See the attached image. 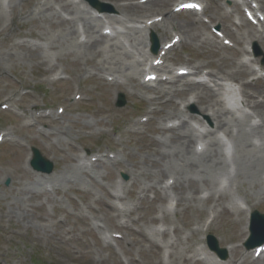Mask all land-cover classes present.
<instances>
[{"label":"rangeland","instance_id":"obj_1","mask_svg":"<svg viewBox=\"0 0 264 264\" xmlns=\"http://www.w3.org/2000/svg\"><path fill=\"white\" fill-rule=\"evenodd\" d=\"M81 1L90 10L100 12L88 0ZM93 2L107 10L112 7L108 1ZM205 2L207 8L200 17L201 20L206 17L210 20L209 25H217L218 21L213 19L216 15L215 1ZM217 4L220 7L216 11L231 13L230 20L227 17L223 19H226L224 25L231 34L230 38L236 43L238 36L243 35L247 28L242 24L241 10L239 13L234 10L232 0H217ZM173 5L175 2L172 1L166 9L170 12L173 23L192 18L193 14L172 12ZM30 9V3H17L14 7L17 22L11 23L8 11L0 18V56H3L1 64L4 67V71L0 73V105L4 102L8 105L6 109L0 107V132H9L7 138L0 143V264H157L156 254L159 248L143 240L139 233L157 232L166 227L154 220L158 214L157 207L164 201L159 199V194L154 198L155 194L149 186L155 184L161 189L162 186L167 189L165 185H170L169 181L173 178L168 176L158 184L151 179L152 176H137L136 185H131L126 172L131 169V162L135 160L139 162L141 169L149 168V171L154 170L155 173L156 169L144 164L142 157L149 153L151 144L162 142L154 140L168 139V133H162L157 128L159 114L148 113L150 109L158 108L156 104L151 105V101H148L154 94L142 88L139 91L134 90V93L124 87L116 89L101 79L90 77L89 71H79L82 67L91 68L83 65L82 61H74L72 55L56 58L52 56L51 49L48 50L52 67L48 63L35 64L43 58H30L29 53L16 43L25 39L30 48L39 47V39L28 36V33L41 30L52 32L60 26L51 27L45 20L26 16ZM64 16L67 15L64 13ZM156 16L164 17L160 12L154 11L144 20ZM209 25H205V30L200 29L202 37L183 41L172 48L166 57L165 66L172 71L189 61L213 65L218 63L224 68L231 66L237 58L240 42L230 48L219 47L210 34ZM77 26L81 29L82 24L78 22ZM116 26L117 31L123 30L121 25ZM148 31L141 33L144 35V42L140 47L152 53L147 42L150 33ZM171 33L161 42L169 40ZM204 37L208 44L202 42ZM49 42L50 39L42 41L43 48L47 49ZM256 45L261 54L256 58L258 62L256 60L252 63L253 67L261 63L264 57L262 44L257 42ZM244 46L248 49L250 47L255 55L253 43ZM31 50L35 51H30V54L40 53L39 49ZM132 50L135 52V48ZM135 55L137 56L136 53ZM249 56L252 58L251 55H245L246 58ZM151 58L149 57V61ZM206 69L209 70L210 67L206 66ZM254 77L243 74L241 78L243 81H251L256 87L264 85V81L256 82ZM119 94H122L121 99ZM175 99L181 101L180 96H175ZM192 106L180 108L187 113L196 114V109ZM38 115H43L44 118L39 119ZM143 115H148L149 120L141 123L140 118ZM200 119L202 121L195 125L198 129L203 130L210 126L206 118ZM171 123L174 120L162 121V125ZM251 123H254V119ZM253 140L260 147L259 150L263 151L264 140ZM231 144L233 146L232 141L229 142L228 149L226 148V154L231 153ZM31 146L37 147L44 157L54 163L51 173H34L31 169L28 164ZM98 154H105L119 164L98 160L96 164L93 162L92 167L87 159ZM80 166L93 179L88 177L89 174L81 175ZM232 173L234 168L230 163L229 168L225 167L220 173L219 187L226 191L229 189L226 183L231 180ZM41 174L44 177L38 183L35 176ZM106 190L117 191L122 199L109 197ZM187 191L189 190H183L184 201L181 199L179 202L180 198L176 193L172 189L168 190V194L177 198L178 202L177 207L169 213V219L173 222L167 225L168 234L163 238L159 235L150 237L159 244L160 249L166 240L175 241L179 238L184 243L190 230L197 229V226H192L195 219L198 216L206 218L201 205H193L186 198ZM205 192L207 193L203 190L199 196L205 195ZM247 192L248 198L254 200L251 211L257 210L264 214L263 195L257 193V190L248 189ZM233 196L232 200L238 208L247 207L244 196ZM171 197H167V205L174 203V200L170 201ZM108 200L122 208L123 214L117 216L111 213L105 206ZM215 209L218 215L207 218V223L212 220L211 227H204L197 236H190L189 241L200 239V244L194 243L191 248H201V251L209 252L206 237L213 235L218 246L227 251V256L221 260L223 264H227L233 258L232 251L228 252V248L236 247L234 249L240 251L243 249V228L248 229L250 213L244 211L237 216L229 212L221 213L220 206ZM239 234L242 235L239 237ZM187 253L188 260L176 264H201L195 260L202 256L194 255L193 252ZM162 261L161 264L169 263L165 256ZM263 263L264 260H246L241 264Z\"/></svg>","mask_w":264,"mask_h":264},{"label":"bare ground","instance_id":"obj_2","mask_svg":"<svg viewBox=\"0 0 264 264\" xmlns=\"http://www.w3.org/2000/svg\"><path fill=\"white\" fill-rule=\"evenodd\" d=\"M104 1L111 3L112 12L105 11L100 12L98 15H92V9L90 10L81 0H0V18L4 17L8 11L11 23L17 22L18 18L14 13V7L17 3H20V5L23 2L30 3L32 9L28 10L26 16L45 20L51 27L60 26V28L53 29L52 32L41 30L36 33H28V36L39 39V47L30 48L25 39L16 43L29 53L30 58H43L35 64L48 63L52 67L50 51L48 50L51 49L53 50L52 56H56V58L72 55L74 61H82L83 65H88L91 68L82 67L79 68V71H89L92 73L90 76L101 79V81L116 87V89L117 87H124L133 92L142 88L154 94V97L148 98V101H151V105L156 104L158 108L150 109L148 113L152 115L153 113L159 114L160 117L156 120L158 122L157 128L162 133H168L166 136L168 139L154 140L162 142L151 144L149 153L142 157L144 164H149L148 167L156 169L155 173H153L154 170L149 171V168L141 169L138 166V161L131 162V169L126 170L131 180L130 183L136 185L135 178L137 176H152L151 179L159 184L169 176L173 178V182L167 188L176 193L180 198L179 202L181 199V201H184L183 190L188 189L186 198L193 205L196 203L199 206L201 205L206 218L198 216L195 219L192 226H197V229L190 230V235L184 243L179 238H176L175 241L166 240L161 249L159 244L150 237L159 235L163 238L168 234L167 232L157 233L153 231L152 233H139V235L143 240H147L151 245L159 248L156 254L157 264L163 263V256L166 257V260H169V263L165 264L183 263L188 260L187 252L202 256V258L195 260L201 264H219L208 251H201V248L196 250L191 248L194 243L200 244V239L190 242L189 238L193 234L197 236L198 232L204 230V227H208V229L211 227L212 220L207 223V218L218 215L215 209L217 206L221 207V213L229 212L237 216L244 211L250 212L254 200L248 198V192L246 193L248 189L257 190V193H261L264 198V148L262 147L263 151H260V147L253 140H264V85L256 87V84L243 81L241 78L243 74L248 75L254 71L251 68V59L241 57V53L247 54L249 51L243 43H253L254 45L256 41V44L257 42L261 43L264 49V37L262 35L264 34V21L260 23V28L248 26L244 34L238 36L236 41L242 43V45L231 66L224 68L218 63L213 65L211 63L189 61L185 66H181V68H187L189 74L177 75L163 64L153 65L151 61L148 65L149 57L155 59V56L140 47L144 42V35L141 33L154 29L159 43L167 38L171 31H174L171 37L178 36L180 43L188 40L192 41L203 36L201 28L206 29L200 18L192 17L179 23H173L171 14L166 9L172 1L176 2L177 0ZM234 5L237 7V2L234 1ZM154 11L160 12L164 17L160 21H153L151 25H146L144 18ZM78 12H81V14H78ZM88 12H90L89 16ZM64 13L67 16H64ZM217 16L221 17L222 14ZM225 17H227L226 14ZM78 22L82 24L81 29L77 26ZM116 24L121 25L123 30L116 31ZM105 28L111 29L112 32L108 34L104 31ZM228 35L231 34L228 32ZM48 39H50V42L47 43V49H45L41 42H46ZM202 42L207 43L205 37ZM134 48L135 52L132 50ZM31 49H39L40 53L30 54V51H35ZM2 59L3 56L1 55L0 73L4 71L1 64ZM147 65L149 66L148 69L145 68ZM206 66L210 69L202 72ZM260 67L262 68L261 65ZM149 73L157 74L156 79L158 80L153 81L155 83L144 80ZM160 73L169 76L161 77ZM190 75L197 78H190ZM228 80L240 82V87H236L234 90H239L242 97L241 99L233 97L231 103L227 101L232 98L228 88L226 90ZM175 96H180L181 101H176ZM181 105L183 107L193 105L192 107L194 110L196 109L197 113H187L182 107L180 108ZM199 115L210 122L209 128L200 130L195 127L201 121ZM42 118L44 116H39V119ZM169 118L174 120V123L170 126L162 125V121L165 119L170 121ZM253 119L256 120L255 123H251ZM134 124L136 125V123ZM3 134L4 137H7L9 132L6 131ZM218 135H223L224 138L232 141L230 158L224 152L221 138ZM201 140L203 141L204 150L197 152L193 145ZM100 159L102 158L97 160ZM87 160L89 161V159ZM102 160L119 164L117 160L106 157ZM230 163L233 165L234 173L230 174L232 175L231 180H227L226 185L229 189L226 191L225 188L219 187L220 173L225 170V167L228 169ZM89 164L94 167L96 163L93 164L89 161ZM80 170L81 175L88 176L89 174L88 177L93 179V176L84 167L80 166ZM35 177L38 178L35 179L36 182L41 183L39 179L44 176L41 174ZM119 187L124 190L122 185H119ZM149 187L157 197L159 194V199L164 201L157 208L160 216H155L154 220L161 219L171 225V222H173L169 219L171 211H168L165 205L169 195L168 191L162 190L160 186L155 184ZM182 188L184 189L182 190ZM203 190H206L207 193L205 192V195L199 196ZM106 194L114 199H122L121 194L117 191L109 192L106 190ZM235 194L244 196L243 200L247 205L246 208H238L236 203L233 202L232 199ZM173 199L176 200L174 204L177 206L178 199L175 197ZM262 205L264 207V201ZM105 206L117 216L123 214L122 208L114 205L111 200H108ZM253 221H258V219L254 217ZM175 230L176 226L174 225L173 231ZM261 232L264 235V229ZM246 234L247 230L243 228V236ZM241 235L239 234V237ZM234 248L236 247L228 249V252L232 251L233 258L227 261V264H235L240 260V253ZM219 262L223 264L222 261Z\"/></svg>","mask_w":264,"mask_h":264},{"label":"water","instance_id":"obj_3","mask_svg":"<svg viewBox=\"0 0 264 264\" xmlns=\"http://www.w3.org/2000/svg\"><path fill=\"white\" fill-rule=\"evenodd\" d=\"M43 158L40 156L39 152L37 150H34V159L32 161L33 166L36 169L45 171V172H50L52 168V164L49 162L44 163Z\"/></svg>","mask_w":264,"mask_h":264}]
</instances>
